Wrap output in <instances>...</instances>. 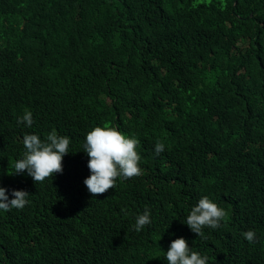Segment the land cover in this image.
<instances>
[{
	"label": "trees",
	"instance_id": "obj_1",
	"mask_svg": "<svg viewBox=\"0 0 264 264\" xmlns=\"http://www.w3.org/2000/svg\"><path fill=\"white\" fill-rule=\"evenodd\" d=\"M105 124L139 141L141 175L93 197L83 145ZM53 129L63 173L13 174L25 133ZM0 187L29 193L0 210V264H168L181 237L207 264H264V0H0ZM204 196L226 216L200 237Z\"/></svg>",
	"mask_w": 264,
	"mask_h": 264
},
{
	"label": "clouds",
	"instance_id": "obj_2",
	"mask_svg": "<svg viewBox=\"0 0 264 264\" xmlns=\"http://www.w3.org/2000/svg\"><path fill=\"white\" fill-rule=\"evenodd\" d=\"M26 127L34 123L32 113L25 111L17 121ZM70 140L67 136L58 135L53 129L46 140L36 134L25 133L23 145L26 151L23 157L14 163V173L27 174L32 177L34 183L43 182L46 178L63 173V158L69 153ZM139 141L120 132L115 126L105 124L95 126L86 133L83 152L87 154V167L90 175L84 179V185L93 196L105 194L115 188L118 178L130 179L141 175L139 167L140 155L136 151ZM165 145L157 142L155 154L164 151ZM7 189L0 187V210L5 212L11 209H23L28 203V192L13 190V199L6 195ZM150 212L145 209L143 214L136 216L135 230L141 231L151 223ZM226 216V212L207 196L201 197L197 204L190 210L186 224L190 230L203 237V228L216 229L220 221ZM244 238L255 242V233L248 230L242 233ZM168 264H207V257H202L197 251L191 250L185 238H177L171 241L166 252Z\"/></svg>",
	"mask_w": 264,
	"mask_h": 264
}]
</instances>
